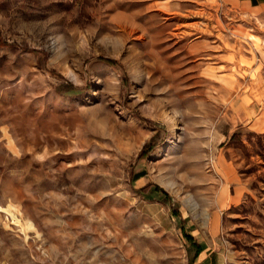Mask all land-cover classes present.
I'll return each instance as SVG.
<instances>
[{"label":"rangeland","instance_id":"obj_1","mask_svg":"<svg viewBox=\"0 0 264 264\" xmlns=\"http://www.w3.org/2000/svg\"><path fill=\"white\" fill-rule=\"evenodd\" d=\"M256 20L216 0H0V264H190L185 233L264 264V157L229 144L264 146L232 106L257 99Z\"/></svg>","mask_w":264,"mask_h":264},{"label":"crops","instance_id":"obj_2","mask_svg":"<svg viewBox=\"0 0 264 264\" xmlns=\"http://www.w3.org/2000/svg\"><path fill=\"white\" fill-rule=\"evenodd\" d=\"M207 0H205L206 2ZM221 2L223 5L235 9L237 11L245 12L251 14V17L256 18V22L261 21V19L264 17V0H216ZM257 42L256 44H263ZM261 46V45H260ZM263 46V45H262ZM258 49V46L256 47V50ZM256 54L261 56L260 63H255V65H252L251 73L254 78V86L252 92L255 93V98H252L249 93L242 94L237 100H235V103L232 105L236 107L237 111L243 113L247 117H249L251 127H253L255 130L264 132V49L261 47L260 53L256 52ZM207 74L210 75L212 73V70L210 68L206 69ZM250 70V69H249ZM226 73L219 74L220 79L224 77ZM225 78V77H224ZM228 83L227 85H234V80L227 79ZM261 104H258L260 103ZM218 140L222 141L223 138H217ZM196 240V239H195ZM198 242V241H197ZM199 244L204 246L203 251L199 254V256L195 259L193 264H202L207 262V264H219V260H216V258L211 255L212 252L208 253L209 248L205 247V244L198 242ZM209 257V258H208ZM208 259L210 261L208 262Z\"/></svg>","mask_w":264,"mask_h":264},{"label":"trees","instance_id":"obj_3","mask_svg":"<svg viewBox=\"0 0 264 264\" xmlns=\"http://www.w3.org/2000/svg\"><path fill=\"white\" fill-rule=\"evenodd\" d=\"M258 136L260 138H264V133L259 134ZM250 142H251V144H250L251 147H249L246 144V141L243 139L241 132L234 133L229 140V144L231 146H235L237 148L242 149L246 156H249V157L260 156L261 158H263L264 157V146L262 145V143H260V142L257 143L254 141H250ZM173 214L175 216H181L180 213H178L177 211H174ZM182 229L184 231V227ZM185 234H186V237L189 240V242L196 248L195 254H194L192 261L190 263V264H193L195 259L203 251L204 246L199 244L197 242V240H195V238L193 236H191L190 234H188V233H185Z\"/></svg>","mask_w":264,"mask_h":264}]
</instances>
